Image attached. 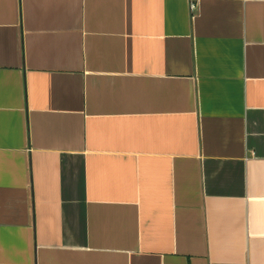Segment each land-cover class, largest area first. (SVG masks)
<instances>
[{"label": "crops", "instance_id": "1", "mask_svg": "<svg viewBox=\"0 0 264 264\" xmlns=\"http://www.w3.org/2000/svg\"><path fill=\"white\" fill-rule=\"evenodd\" d=\"M0 264H264V0H0Z\"/></svg>", "mask_w": 264, "mask_h": 264}, {"label": "built area", "instance_id": "2", "mask_svg": "<svg viewBox=\"0 0 264 264\" xmlns=\"http://www.w3.org/2000/svg\"><path fill=\"white\" fill-rule=\"evenodd\" d=\"M192 7H193V5H192Z\"/></svg>", "mask_w": 264, "mask_h": 264}]
</instances>
